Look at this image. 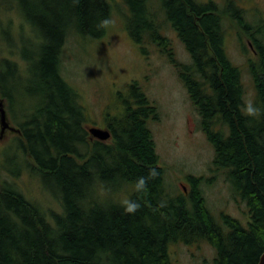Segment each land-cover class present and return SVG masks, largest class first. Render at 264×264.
Here are the masks:
<instances>
[{"label":"trees","instance_id":"trees-1","mask_svg":"<svg viewBox=\"0 0 264 264\" xmlns=\"http://www.w3.org/2000/svg\"><path fill=\"white\" fill-rule=\"evenodd\" d=\"M114 1L0 0V98L16 129L11 143L18 165L9 171L0 163V173H29L61 206L45 208L15 180L0 178V264H173L177 244L211 246L215 256L201 264H258L264 116L242 114L243 71L225 50L218 14L198 22L207 11L194 0H123L130 12L125 28L137 43L167 45L156 21L161 15L178 33L190 56V63L177 65L179 78L214 148L213 167L224 172L235 202L247 206L244 219L224 212L217 219L198 176H188V192H171L151 128L160 120L158 108L136 82L127 95L118 93L121 113L103 109L111 138L89 133L90 108L65 79L63 54L71 38L95 43L107 36L110 26L97 30L96 24L112 21ZM251 41L257 54L247 71L254 103L264 108V43ZM153 168L158 178L136 191L137 179ZM124 199L139 202L140 210L124 214Z\"/></svg>","mask_w":264,"mask_h":264},{"label":"rangeland","instance_id":"rangeland-1","mask_svg":"<svg viewBox=\"0 0 264 264\" xmlns=\"http://www.w3.org/2000/svg\"><path fill=\"white\" fill-rule=\"evenodd\" d=\"M250 10L249 20L258 22L264 28V0ZM123 0L114 1L112 23L106 37L95 43L71 38L63 54V75L84 98L90 112L89 127L105 129L103 109L111 115L121 113L124 107L119 101V92L128 94L129 86L136 82L157 106L160 120L151 123L160 156V165L166 171V183L173 194L190 190L187 178L190 175L205 177L202 189L209 208L220 219L222 212L244 219L247 206L239 199L235 202L225 175L219 173L217 180L209 181L213 167L214 148L201 130L200 117L189 101L187 90L179 78L178 68L172 65L161 53H154L153 45H143L134 41L125 28V14H129ZM16 25L19 20L12 14ZM165 31L171 32L167 25ZM264 30V29H263ZM264 32V31H263ZM178 43L180 59L190 63L183 43ZM230 60L242 68L246 100H255L252 78L247 71L246 59L249 56L247 44H240L234 36L228 38ZM8 56V54L6 53ZM86 109L88 112L87 105ZM6 108V107H5ZM12 127L14 125L8 118ZM1 132V125H0ZM14 131H7L0 140V163L9 171L17 170L14 164L15 152L12 149ZM16 146V145H14ZM15 148V147H14ZM1 180H15L22 192L38 201L45 208L60 211V204L41 188L39 180L27 172L11 176L2 169ZM211 174V175H210ZM173 196V195H172ZM172 247L173 264H201L204 258L212 260L215 250L206 244Z\"/></svg>","mask_w":264,"mask_h":264},{"label":"flooded vegetation","instance_id":"flooded-vegetation-1","mask_svg":"<svg viewBox=\"0 0 264 264\" xmlns=\"http://www.w3.org/2000/svg\"><path fill=\"white\" fill-rule=\"evenodd\" d=\"M194 3L197 7H205L207 12L204 14H199L196 16L198 22H201L202 17L213 16L214 14H218L219 16V29L222 32L224 37V46L227 54L228 51V38L230 36L237 37L239 39L240 44H247L249 48V56L246 59V63L248 64L249 59H252L256 56L257 51L254 44L251 41V37L256 40L262 39L261 42L264 43V36L262 35V28L258 22L250 21L248 14L250 10L256 9L259 6L258 0H194ZM157 25L160 26V33L163 37L166 38L167 45L158 46L156 43H152L153 52L161 53L165 58L169 60V62L178 68L177 65L184 64L180 59L178 52V43L180 40L178 33L172 28L171 24L167 22L162 15L157 18ZM165 25L171 29V32H167L164 30ZM152 35V33H151ZM255 35V36H254ZM211 175L210 182L217 180V175L219 173H224L220 169H216L214 167L210 168ZM201 181H205V177H200ZM185 189V187H184ZM186 190V189H185Z\"/></svg>","mask_w":264,"mask_h":264},{"label":"clouds","instance_id":"clouds-1","mask_svg":"<svg viewBox=\"0 0 264 264\" xmlns=\"http://www.w3.org/2000/svg\"><path fill=\"white\" fill-rule=\"evenodd\" d=\"M112 21L109 18L100 20L96 24L97 30L107 29L111 25ZM242 114L246 117H251L253 120H258L264 116V108L257 106L252 99H248L244 102L242 108ZM159 172L153 168L149 170L146 177H139L135 183L136 191L143 192L146 190L149 181L157 179ZM121 207L124 214L134 215L141 208V204L131 199H124L121 201Z\"/></svg>","mask_w":264,"mask_h":264},{"label":"water","instance_id":"water-1","mask_svg":"<svg viewBox=\"0 0 264 264\" xmlns=\"http://www.w3.org/2000/svg\"><path fill=\"white\" fill-rule=\"evenodd\" d=\"M0 125H1L0 140L3 139L7 131L15 130V128L12 127L8 121L5 104L1 98H0ZM88 131L93 139H97L99 141H107L111 138V133L108 129L99 128V127H88ZM258 264H264V253L261 255Z\"/></svg>","mask_w":264,"mask_h":264}]
</instances>
